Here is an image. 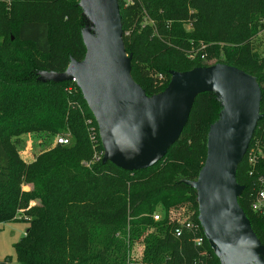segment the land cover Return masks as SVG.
I'll list each match as a JSON object with an SVG mask.
<instances>
[{
    "label": "trees",
    "instance_id": "16d2710c",
    "mask_svg": "<svg viewBox=\"0 0 264 264\" xmlns=\"http://www.w3.org/2000/svg\"><path fill=\"white\" fill-rule=\"evenodd\" d=\"M132 77L148 97L163 93L172 72L226 64L254 76L262 89L261 114L237 170L239 204L264 247V217L251 208L264 175V51L253 45L264 0H119ZM87 20L79 0H0V225L25 222L14 245L19 264H220L206 239L196 247L181 222L199 226L195 181L207 157V138L221 117L214 93L196 98L180 139L147 171L129 173L103 163L97 123L74 82L46 73L82 62ZM264 31V25L262 24ZM162 75L163 80H158ZM90 119V122H89ZM96 124V125H95ZM67 137L27 163L22 138ZM160 208L163 218L153 216ZM203 235L202 230L200 228ZM204 236V235H203ZM10 258L0 262L9 264Z\"/></svg>",
    "mask_w": 264,
    "mask_h": 264
},
{
    "label": "water",
    "instance_id": "95a60500",
    "mask_svg": "<svg viewBox=\"0 0 264 264\" xmlns=\"http://www.w3.org/2000/svg\"><path fill=\"white\" fill-rule=\"evenodd\" d=\"M79 6L88 22L85 59L44 75L78 85L98 126L103 163L129 173L151 169L180 139L196 98L218 95L223 111L209 130L206 161L195 181L182 183L197 192V219L220 264H264V247L239 204L244 187L237 182L263 117L257 79L226 64L197 67L172 72L167 89L150 98L132 77L119 0H79Z\"/></svg>",
    "mask_w": 264,
    "mask_h": 264
},
{
    "label": "rangeland",
    "instance_id": "374dc122",
    "mask_svg": "<svg viewBox=\"0 0 264 264\" xmlns=\"http://www.w3.org/2000/svg\"><path fill=\"white\" fill-rule=\"evenodd\" d=\"M123 1H125L126 4H129L128 0ZM262 24L264 25V18L258 21V30L253 37L254 49L259 55H262L264 51V31L262 29ZM92 129H94L99 135L97 125ZM57 138L58 137L54 138L53 140H47L46 138H39L35 135L24 136L19 149V155L23 161L30 163L34 161V159L39 154L46 151L50 147H53L56 144ZM99 155L103 156V153H100ZM155 215H159L161 218H163L164 214L162 210L158 208ZM27 228L28 223L25 222H15L0 225V262L10 258L9 264H19L16 258L14 245L22 240ZM143 251V245L138 244L132 252L133 260H136L138 262L137 264H140L141 262L140 260Z\"/></svg>",
    "mask_w": 264,
    "mask_h": 264
},
{
    "label": "built area",
    "instance_id": "2783aa9c",
    "mask_svg": "<svg viewBox=\"0 0 264 264\" xmlns=\"http://www.w3.org/2000/svg\"><path fill=\"white\" fill-rule=\"evenodd\" d=\"M131 2L132 0H128ZM158 80L162 81L163 76L159 75ZM56 143L59 145H68L69 139L67 137H58L56 139ZM248 153V152H247ZM259 156L262 157L264 160V155L259 147H257L255 150H251L248 156V163L252 167L251 174L254 173L256 164L258 162ZM258 182V191L255 197L254 202L252 203V210L256 213H258L260 216L264 217V175H259L257 178ZM155 221H159L161 217L159 215L153 216ZM201 228V227H200ZM199 226L192 222H181L178 224V226L174 230V235L176 237L182 236L184 231H188L194 236V243L196 247L200 248L204 244L205 237L202 235H199L201 233Z\"/></svg>",
    "mask_w": 264,
    "mask_h": 264
}]
</instances>
